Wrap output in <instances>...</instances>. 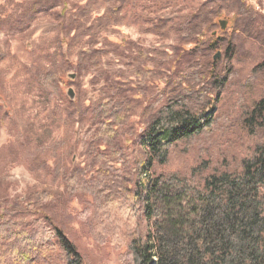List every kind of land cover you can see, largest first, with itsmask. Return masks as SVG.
Returning <instances> with one entry per match:
<instances>
[{"label":"trees","instance_id":"16d2710c","mask_svg":"<svg viewBox=\"0 0 264 264\" xmlns=\"http://www.w3.org/2000/svg\"><path fill=\"white\" fill-rule=\"evenodd\" d=\"M36 4L39 13L60 18L50 12L51 0ZM224 5L233 12L230 20L218 19ZM258 19L264 23V15L245 0H205L170 22L175 43L156 51L133 41L114 44L113 54H124L133 65L125 77L92 69L91 59L106 49H79L74 65L61 51L60 68L76 69L69 78L93 70L85 99L75 91L73 99L67 95L64 69L56 72L58 63L50 61L54 66L48 65L39 85L47 95L52 87L64 122L77 125L80 159L74 162L70 153L69 163L55 169L61 190L43 187L0 202V264H92L68 232L66 207L82 196L90 201L81 219L99 246L118 252L119 264H264V97L241 113L252 145L234 169H194L195 181L157 169L167 163L172 146L210 131L242 35L264 46ZM228 24L225 36L215 30ZM159 28L155 23L147 30ZM104 41L100 36L95 43ZM219 49L225 65L213 60ZM257 73L264 74V58L245 83L253 84Z\"/></svg>","mask_w":264,"mask_h":264},{"label":"rangeland","instance_id":"374dc122","mask_svg":"<svg viewBox=\"0 0 264 264\" xmlns=\"http://www.w3.org/2000/svg\"><path fill=\"white\" fill-rule=\"evenodd\" d=\"M204 1L51 0L50 12L60 15L56 20L50 13L37 11V0H0V202L16 196L24 199L29 191L43 187L61 190L55 169L69 163L70 153L74 162L80 159L82 146L75 139L77 125L64 122L61 100L52 87L50 94H45L39 82L48 65L58 63L56 72L64 69L63 90L71 88L76 97L85 99L92 89L93 70L78 79L69 78L76 69L66 64L67 68H60L57 55L61 51L68 63L74 65L79 49L91 46L106 49L107 53L100 58L91 59L92 69L101 67L125 77L132 73L133 65L124 54H113L114 44L133 41L145 50L156 51L175 43L176 36L168 29L170 22L181 19ZM245 2L264 15V0ZM224 6L218 19L230 20L233 12ZM150 23L161 28L156 33L149 32ZM256 23L264 24L261 19ZM229 26L223 31L219 27L215 30L225 36ZM100 36L106 41L96 44ZM241 42L240 57L232 61L234 75L214 103L212 128L190 142L172 146L167 163L158 167V171L177 173L195 181L198 177L192 176L194 169H205L204 173L213 169L232 170L252 145V137L241 127V113L245 106L264 97V74L257 73L253 84L245 83L250 70L264 58V46L247 34L242 35ZM121 46L126 48L125 44ZM218 51L221 56L216 60L225 65L223 50ZM88 201L87 196L78 197L66 207L69 235L90 263L119 264L118 252L111 246H99L86 220L81 219ZM88 211L93 213L90 207Z\"/></svg>","mask_w":264,"mask_h":264},{"label":"water","instance_id":"95a60500","mask_svg":"<svg viewBox=\"0 0 264 264\" xmlns=\"http://www.w3.org/2000/svg\"><path fill=\"white\" fill-rule=\"evenodd\" d=\"M221 56V52L220 51H217L214 55H213V60H216V59H218L219 57ZM75 75H71V77H74ZM66 93H67V95L71 98V99H73L74 98V91H73V89H71V88H68L67 89V91H66Z\"/></svg>","mask_w":264,"mask_h":264}]
</instances>
